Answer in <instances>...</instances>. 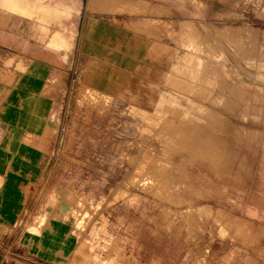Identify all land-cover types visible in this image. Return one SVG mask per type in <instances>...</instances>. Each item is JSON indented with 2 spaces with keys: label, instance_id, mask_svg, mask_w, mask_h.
Masks as SVG:
<instances>
[{
  "label": "crops",
  "instance_id": "obj_1",
  "mask_svg": "<svg viewBox=\"0 0 264 264\" xmlns=\"http://www.w3.org/2000/svg\"><path fill=\"white\" fill-rule=\"evenodd\" d=\"M17 2L63 12L0 0V264H119L124 251L125 264H264V0H123L92 17L88 1L80 55L108 97L90 101L71 97V0ZM146 151L164 205L121 213L112 201ZM77 197L101 206L94 229L61 208ZM188 203L224 226L177 210ZM26 210L37 232L15 233Z\"/></svg>",
  "mask_w": 264,
  "mask_h": 264
},
{
  "label": "rangeland",
  "instance_id": "obj_2",
  "mask_svg": "<svg viewBox=\"0 0 264 264\" xmlns=\"http://www.w3.org/2000/svg\"><path fill=\"white\" fill-rule=\"evenodd\" d=\"M88 1H90L89 9H91L93 6L94 11L90 13L88 12L87 15L89 17H92V14H94L95 10H98L99 12H105V13L112 12L111 11L112 3H114V6H115L114 11H117L118 10L117 5L123 3V0H93V2L92 0H71V2L73 4L75 2V5L77 6L76 9L73 4H71L70 6L72 8L70 9L72 10V12L70 14L71 16V23H70L71 41L69 44L70 52H71V64H70L71 70L69 71L70 72V84L72 85L71 97L73 99L74 98L75 99H86L87 101L96 100L98 98H103L104 100H106L108 98L107 96H105L102 92L95 91V89L92 87V84H94V82H98V80L95 79V75H94L95 65H97L98 63H96L95 58L91 55H88V57L87 56L85 57L84 55L81 57L80 55L83 52L81 36H82V31L85 25V15H86L85 6L88 3ZM4 2L6 6L8 8H11L13 11H14L15 5L20 7L21 9H19V12L29 17L35 16V14L38 13L39 17H37V19L47 17L46 15H43V11L39 13L37 10L39 9L48 10L49 6H51V5L44 6L40 2H34L33 4L36 6V9H35L33 4L21 6L22 4L19 5L20 2L18 3L16 0H4ZM53 7H58V6L56 5ZM54 38H57V40L59 41L57 45H54V47H58L62 45V38L59 36L58 32L54 34L52 41L54 40ZM67 45L68 43L65 42V46ZM263 98H264V93H263ZM58 150L59 149H57L55 152H53V149L50 150V158H51L50 163L61 164L62 155L57 154ZM156 154L158 155L157 152ZM157 158H158L157 156L147 154V151L140 155H136L133 157L131 162H133L135 170L132 171L128 169L127 174L125 175V179H129L130 184H132L128 188L131 192L128 189H126V187L121 186L123 191L122 190L119 191V194L116 195L114 197V200L112 201L114 203L115 202L120 203L119 206H120L121 213L124 211H127L129 207H131L132 210H137V211L138 210L142 211L144 209L149 210V208L147 207L148 203L152 204V207L150 208V210L155 212V211H159V206H161L162 204L164 205V203H161V205L159 204L160 203L159 201L160 197L158 196L159 192L157 191V188L155 184H153V182L150 184L148 183V173L146 172V170H144V168L148 170L150 165L156 164ZM48 182L49 181L47 180V178H43L39 182L36 180L35 184L33 185L34 188H32V190L29 191L28 187L26 188L28 195L36 194V193H42V194L46 193V190H48L47 188L49 186ZM51 190L52 189H49V191ZM56 193L57 191L54 189L51 191L50 196L54 197L57 195ZM153 193H155V196L151 195V200L144 198L145 195L148 196L149 194H153ZM67 195L70 198H73L74 196H76L73 189H70V191L68 189ZM77 199H78L77 203H70V205H67V204L64 205V203L61 204V208L63 209L67 208L72 211L73 216L77 218L76 223H75L77 229L83 230V231L88 230V228L90 227L94 229L95 221H96L95 214L97 210L102 209L101 206H96L90 202L84 203V201L81 200L79 197H77ZM177 206H179L177 210L182 211L183 214H184V211H188L191 209L195 210V208H197V207H190L189 203L179 204ZM197 209L200 210V212L204 211L202 213L204 217L208 214V212H211V215L208 214L209 215L208 217H210L211 219L209 220V224H207V219L203 218L204 225L210 226L212 225V222H213L214 226L216 227L224 226L223 220L219 217V213L215 212L214 209H208L206 205L203 207L202 204H200ZM23 215H22L23 216L22 222L20 223L21 227L18 230L17 228L18 226H17L15 228V233H18V234L22 233L23 230L21 228H24V222H25V228L27 232H37L36 230L37 222H33L34 219L32 218L31 215H29L27 210ZM211 217H213L214 219ZM72 221L75 222L74 219ZM181 221L186 223L188 220H186L184 216V219H182ZM119 225L125 227L127 225V220L125 218H120ZM7 245L12 246V243H9ZM4 248H6V244H3V246L2 244H0V250H3ZM119 259H120L119 264H125V261L128 260V257L126 256L125 251H124V254L123 253L120 254Z\"/></svg>",
  "mask_w": 264,
  "mask_h": 264
},
{
  "label": "bare ground",
  "instance_id": "obj_3",
  "mask_svg": "<svg viewBox=\"0 0 264 264\" xmlns=\"http://www.w3.org/2000/svg\"><path fill=\"white\" fill-rule=\"evenodd\" d=\"M18 1V0H17ZM92 2H93V0H92ZM19 3V2H18ZM19 5H20V3H19ZM30 5V4H29ZM32 5V4H31ZM21 6H23V5H21ZM33 6L35 7V9H36V6L33 4ZM28 8V7H27ZM33 8V7H32ZM70 9H72L71 7H66V9H65V13L66 14H71V12H72V10H70ZM39 13H41V11H43V15H46V16H48V17H54V18H56V17H58L59 15H61V13L63 12V10L62 9H60V8H58V7H51V6H49V8H48V10H44V9H39V10H37ZM34 12V11H33ZM45 13V14H44ZM37 14V15H36ZM35 14V16H32V17H39L38 15V13H36ZM31 17V16H30ZM60 18V17H59ZM51 21V20H50ZM54 42V43H53ZM59 41L57 40V38H54V40L53 41H51V44L54 46V45H57V43H58ZM193 62V61H192ZM189 72V71H188ZM186 73V72H185ZM200 73H202V72H200ZM199 77V76H198ZM197 77V78H198ZM202 77H204L203 76V74H202ZM200 79H202V78H200Z\"/></svg>",
  "mask_w": 264,
  "mask_h": 264
},
{
  "label": "built area",
  "instance_id": "obj_4",
  "mask_svg": "<svg viewBox=\"0 0 264 264\" xmlns=\"http://www.w3.org/2000/svg\"><path fill=\"white\" fill-rule=\"evenodd\" d=\"M4 244H6V247L8 246L7 243H4Z\"/></svg>",
  "mask_w": 264,
  "mask_h": 264
}]
</instances>
